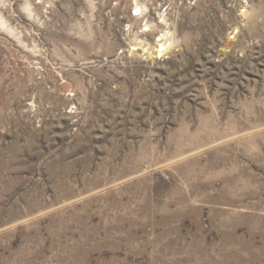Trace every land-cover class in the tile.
Wrapping results in <instances>:
<instances>
[{
    "label": "rangeland",
    "instance_id": "obj_1",
    "mask_svg": "<svg viewBox=\"0 0 264 264\" xmlns=\"http://www.w3.org/2000/svg\"><path fill=\"white\" fill-rule=\"evenodd\" d=\"M226 247L264 264V0H0V264Z\"/></svg>",
    "mask_w": 264,
    "mask_h": 264
},
{
    "label": "bare ground",
    "instance_id": "obj_2",
    "mask_svg": "<svg viewBox=\"0 0 264 264\" xmlns=\"http://www.w3.org/2000/svg\"><path fill=\"white\" fill-rule=\"evenodd\" d=\"M164 37H165V35H163V37H161L160 39H158V43L156 44V54H157L156 56H158V58H162L164 55H166L170 51L171 47L173 46V43H170L169 42L170 40L164 41L165 40ZM136 50H139V48L134 47L133 51H136ZM191 249H193V247ZM203 250L205 251V249H203ZM203 255H204V261H205L206 264H235L234 263L235 260L240 259V257H239L240 255H238L237 253H235L232 250L228 249L227 247L224 248L221 251V253L218 254V255H216V256H213V254L211 255V253L208 254L207 252H204ZM218 259H220V260H218Z\"/></svg>",
    "mask_w": 264,
    "mask_h": 264
}]
</instances>
